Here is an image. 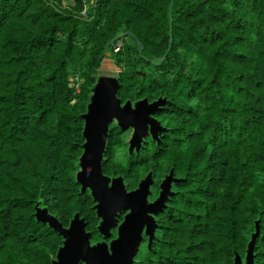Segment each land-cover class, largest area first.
Returning <instances> with one entry per match:
<instances>
[{"label": "trees", "instance_id": "obj_1", "mask_svg": "<svg viewBox=\"0 0 264 264\" xmlns=\"http://www.w3.org/2000/svg\"><path fill=\"white\" fill-rule=\"evenodd\" d=\"M102 70L122 107L159 105L103 158L148 203L170 181L132 264H264V0H0V264L58 263L54 221L106 240L79 179Z\"/></svg>", "mask_w": 264, "mask_h": 264}, {"label": "water", "instance_id": "obj_2", "mask_svg": "<svg viewBox=\"0 0 264 264\" xmlns=\"http://www.w3.org/2000/svg\"><path fill=\"white\" fill-rule=\"evenodd\" d=\"M117 92V80L114 84L101 83L97 86L93 104L86 117L87 143L79 179L85 188L92 191L99 217L105 220L100 226V231L108 233L118 213H131L119 228V239L113 242L111 254L106 246L92 247L90 234L85 231L83 221L76 219L70 230L63 229L54 221L57 231L65 239V248L56 264H132L141 233L145 228L148 233H152V215L159 212L168 194L170 181L163 186L161 199L155 204H149V179L139 190L128 193L121 180L112 182L104 176L103 158L113 123L117 121L124 128H137L134 144L139 143L142 137L148 134L149 128L155 134L158 130V124L150 117L158 108V104L148 105L143 102L135 106V109L131 105L122 107ZM111 183L113 186L110 188Z\"/></svg>", "mask_w": 264, "mask_h": 264}, {"label": "flooded vegetation", "instance_id": "obj_3", "mask_svg": "<svg viewBox=\"0 0 264 264\" xmlns=\"http://www.w3.org/2000/svg\"><path fill=\"white\" fill-rule=\"evenodd\" d=\"M108 178V177H107ZM110 179V178H109ZM112 182H115V181H118V180H112L110 179ZM111 186H113V183L110 184V188ZM125 187V186H124ZM140 189V188H139ZM138 189V190H139ZM126 190V189H125ZM127 191V190H126ZM137 191V190H136ZM128 192V191H127ZM134 192V191H133ZM128 193H131V192H128ZM131 211H128V212H121V213H118L117 216H115V221H114V224L112 225V227H110V230L108 231V233H104L103 231H101V234L104 236V239H106L105 241L103 242H99V243H95L93 244L91 242V245L92 247H97L99 248L100 246H106L111 254V246L113 244L114 241L118 240L119 239V236H118V232H119V228L121 227V225L124 223L125 221V218L128 214H130ZM121 216H124V220L121 221ZM101 219V224L103 222H105L104 218L103 217H100ZM114 234H116V237L113 238ZM109 240V241H107ZM90 241H91V235H90ZM81 264H84V263H81Z\"/></svg>", "mask_w": 264, "mask_h": 264}, {"label": "rangeland", "instance_id": "obj_4", "mask_svg": "<svg viewBox=\"0 0 264 264\" xmlns=\"http://www.w3.org/2000/svg\"><path fill=\"white\" fill-rule=\"evenodd\" d=\"M88 8L89 7L87 6V9ZM121 45H122V43H119L118 47L121 46ZM117 77H118V72H116L115 70H109V71L108 70H102V71H99L98 84H101V83L114 84L116 82V80H117ZM78 84L79 83L77 82V85ZM134 109H135V107H134ZM115 123H118V122L116 121ZM148 130L150 131L151 128H149ZM137 133H138L137 128L132 127L131 128V132L129 133V136H128V142H130L133 146H134V140H135V137H136ZM149 204H152V203L149 202ZM118 236H119V232H118ZM140 247H141V245H140ZM64 248H65V244H64V246L61 249H59V251L57 253V259H59L60 253L63 251Z\"/></svg>", "mask_w": 264, "mask_h": 264}, {"label": "built area", "instance_id": "obj_5", "mask_svg": "<svg viewBox=\"0 0 264 264\" xmlns=\"http://www.w3.org/2000/svg\"><path fill=\"white\" fill-rule=\"evenodd\" d=\"M117 51H119V49H118ZM77 92H79V89H78V87H77Z\"/></svg>", "mask_w": 264, "mask_h": 264}]
</instances>
